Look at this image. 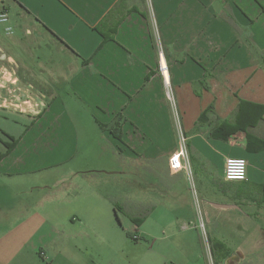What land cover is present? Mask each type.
I'll return each mask as SVG.
<instances>
[{"label": "crops", "instance_id": "0c3cea01", "mask_svg": "<svg viewBox=\"0 0 264 264\" xmlns=\"http://www.w3.org/2000/svg\"><path fill=\"white\" fill-rule=\"evenodd\" d=\"M2 11L0 86L20 93L0 89V264H264V152L217 131L240 101L264 105V0ZM226 158L246 180L224 179Z\"/></svg>", "mask_w": 264, "mask_h": 264}, {"label": "trees", "instance_id": "16d2710c", "mask_svg": "<svg viewBox=\"0 0 264 264\" xmlns=\"http://www.w3.org/2000/svg\"><path fill=\"white\" fill-rule=\"evenodd\" d=\"M106 40L108 37H104ZM262 65L264 67V56L262 58ZM212 111V105L209 106L204 113L197 120V124L199 122H204L209 117V113ZM204 120V121H203ZM264 136V105L250 103L246 101H240L236 110L234 112L233 118L230 120L222 121L218 127L217 131L219 135L230 136L231 134H235L237 132H244L246 136V148L251 153L264 152V138L258 137L252 132H256ZM258 134V135H259ZM114 135L118 136V134ZM10 143H6V153L11 151V149L15 146L16 140H13L8 137ZM5 154L0 153V160L4 157Z\"/></svg>", "mask_w": 264, "mask_h": 264}, {"label": "built area", "instance_id": "2783aa9c", "mask_svg": "<svg viewBox=\"0 0 264 264\" xmlns=\"http://www.w3.org/2000/svg\"><path fill=\"white\" fill-rule=\"evenodd\" d=\"M8 14L5 11L0 13V23H7ZM10 29H8V32ZM159 72L164 80V88H165V96L168 100L173 101L171 87L169 84L168 76H167V66L165 65L162 54H159ZM0 89L5 90L8 94L9 99L13 100L15 97L18 98L20 93L19 91L7 88L6 84L4 86H0ZM16 92V93H15ZM25 103V102H24ZM184 139L181 138V146L174 151L169 160V168L172 173H178L181 171H188L187 165L183 162L185 158V151L183 145ZM223 177L226 181H235L240 182L246 180L247 177V162L243 158H226L224 163V172ZM204 224L200 220V228L203 229ZM134 239L136 237H133Z\"/></svg>", "mask_w": 264, "mask_h": 264}, {"label": "water", "instance_id": "95a60500", "mask_svg": "<svg viewBox=\"0 0 264 264\" xmlns=\"http://www.w3.org/2000/svg\"><path fill=\"white\" fill-rule=\"evenodd\" d=\"M215 206L220 208H231V206H227V205H215Z\"/></svg>", "mask_w": 264, "mask_h": 264}, {"label": "rangeland", "instance_id": "374dc122", "mask_svg": "<svg viewBox=\"0 0 264 264\" xmlns=\"http://www.w3.org/2000/svg\"><path fill=\"white\" fill-rule=\"evenodd\" d=\"M4 117V113L3 112H0V118H3ZM1 129V128H0ZM1 132V131H0Z\"/></svg>", "mask_w": 264, "mask_h": 264}]
</instances>
